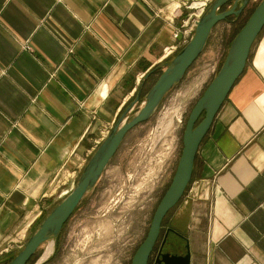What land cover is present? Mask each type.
I'll return each instance as SVG.
<instances>
[{
	"label": "crops",
	"instance_id": "1",
	"mask_svg": "<svg viewBox=\"0 0 264 264\" xmlns=\"http://www.w3.org/2000/svg\"><path fill=\"white\" fill-rule=\"evenodd\" d=\"M184 1L0 0V249L66 195L166 61ZM171 223L191 264H264V29Z\"/></svg>",
	"mask_w": 264,
	"mask_h": 264
},
{
	"label": "rangeland",
	"instance_id": "2",
	"mask_svg": "<svg viewBox=\"0 0 264 264\" xmlns=\"http://www.w3.org/2000/svg\"><path fill=\"white\" fill-rule=\"evenodd\" d=\"M212 1H184L182 24L175 32L180 37L174 34L176 42L172 44L178 45V48L167 57L164 50L166 61L191 40L195 32L193 19ZM260 2L251 0L238 19L230 17L221 21L204 52L183 80L168 93L156 114L127 135L98 183V190L96 187V191L80 204L65 225L63 234L58 237L62 244L56 257L58 264H131L134 254L147 237L156 208L176 171L190 112L221 68L233 38ZM190 28L187 33L186 30ZM161 72L158 70L148 78L142 96L153 86ZM177 111L183 114L182 121L176 118ZM173 117L174 123L170 124ZM83 168L70 184L71 187L66 189L69 190L67 194ZM65 196L54 201L34 223L28 224L26 230L20 231L18 246L0 249V264H7L21 250L40 220ZM171 214H168L166 221L170 220ZM50 246L49 243L41 246L35 255L36 260L40 259L41 262L52 257L54 249L52 247L49 252Z\"/></svg>",
	"mask_w": 264,
	"mask_h": 264
},
{
	"label": "water",
	"instance_id": "3",
	"mask_svg": "<svg viewBox=\"0 0 264 264\" xmlns=\"http://www.w3.org/2000/svg\"><path fill=\"white\" fill-rule=\"evenodd\" d=\"M250 2L251 0H213L208 5L197 22L192 39L157 69L162 70L160 76L142 96L145 84L153 71L145 75L137 96L93 151L69 194L45 214L25 245L7 264H28L45 243H49L54 248L67 222L86 197L96 189L127 135L156 114L168 93L183 80L188 70L204 52L215 27L230 17L238 19ZM227 6L230 7L224 10ZM263 29L264 0H261L233 38L221 68L190 112L183 133L182 154L176 171L156 208L147 237L134 254L131 264H150L164 219L183 199L193 179L199 148L231 90L243 74L252 47ZM165 243L166 238L155 264H191L189 245L187 254L171 255L162 252Z\"/></svg>",
	"mask_w": 264,
	"mask_h": 264
},
{
	"label": "flooded vegetation",
	"instance_id": "4",
	"mask_svg": "<svg viewBox=\"0 0 264 264\" xmlns=\"http://www.w3.org/2000/svg\"><path fill=\"white\" fill-rule=\"evenodd\" d=\"M96 190H98V187ZM170 212H172V210ZM167 216L164 219L161 235L159 237V240H158V242L155 246V249L153 251V254L151 256L150 264H155V262L158 260L160 248H161V245H162L163 241L165 240V238H166V243H165L164 249L162 250L163 253H170L171 255H177V254L178 255H185L188 252V239H187L186 235L184 233L178 232L176 230V228L173 227V225L171 223V217H170V220L168 219L166 221ZM63 232H64V230L62 231V233L60 235H62ZM167 233H168V235H167ZM61 247H62V244L58 238L56 241V244L54 245V248H53L54 249V255L52 257L45 259V260L40 262L39 261L40 259L36 260V256H35L30 261V263L31 264H58V262H56V257L58 255V253L60 252Z\"/></svg>",
	"mask_w": 264,
	"mask_h": 264
},
{
	"label": "built area",
	"instance_id": "5",
	"mask_svg": "<svg viewBox=\"0 0 264 264\" xmlns=\"http://www.w3.org/2000/svg\"><path fill=\"white\" fill-rule=\"evenodd\" d=\"M205 11V8H204V10L202 11V12H200L199 14H197L196 15V17L193 19V25H194V27H195V29H196V26H197V22H198V20L200 19V17L202 16V14H203V12ZM189 30H191V28L190 29H187L186 31H187V33L189 32ZM195 33V32H194ZM175 37H180V34L179 33H176L175 34ZM193 37V36H192ZM192 37H191V39H192ZM186 38V37H185ZM190 41V40H189ZM177 48H178V45H171V46H168L166 49H165V56L167 57V56H170L171 54H173V52H175L176 50H177ZM179 112L177 111V113L175 114V116H176V118H178V121H182V113H179V117L177 116V114H178ZM174 123V117H173V120H172V122L170 123V124H173ZM68 191L69 190H67V191H65V193L67 194L68 193Z\"/></svg>",
	"mask_w": 264,
	"mask_h": 264
},
{
	"label": "bare ground",
	"instance_id": "6",
	"mask_svg": "<svg viewBox=\"0 0 264 264\" xmlns=\"http://www.w3.org/2000/svg\"><path fill=\"white\" fill-rule=\"evenodd\" d=\"M50 251H52V245H51L50 248H49V252H50Z\"/></svg>",
	"mask_w": 264,
	"mask_h": 264
},
{
	"label": "trees",
	"instance_id": "7",
	"mask_svg": "<svg viewBox=\"0 0 264 264\" xmlns=\"http://www.w3.org/2000/svg\"><path fill=\"white\" fill-rule=\"evenodd\" d=\"M225 9H226V7H225ZM240 31V30H239Z\"/></svg>",
	"mask_w": 264,
	"mask_h": 264
}]
</instances>
